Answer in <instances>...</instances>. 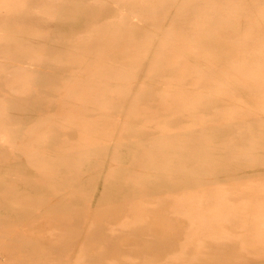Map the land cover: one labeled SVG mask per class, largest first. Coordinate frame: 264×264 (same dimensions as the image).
I'll return each instance as SVG.
<instances>
[{
  "label": "rangeland",
  "instance_id": "1",
  "mask_svg": "<svg viewBox=\"0 0 264 264\" xmlns=\"http://www.w3.org/2000/svg\"><path fill=\"white\" fill-rule=\"evenodd\" d=\"M0 264H264V0H0Z\"/></svg>",
  "mask_w": 264,
  "mask_h": 264
},
{
  "label": "bare ground",
  "instance_id": "2",
  "mask_svg": "<svg viewBox=\"0 0 264 264\" xmlns=\"http://www.w3.org/2000/svg\"><path fill=\"white\" fill-rule=\"evenodd\" d=\"M2 2H3V1H2ZM2 2H1V3H2ZM2 9H3V8H2Z\"/></svg>",
  "mask_w": 264,
  "mask_h": 264
}]
</instances>
